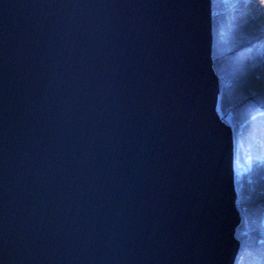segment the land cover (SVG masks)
Here are the masks:
<instances>
[{
	"label": "water",
	"instance_id": "water-1",
	"mask_svg": "<svg viewBox=\"0 0 264 264\" xmlns=\"http://www.w3.org/2000/svg\"><path fill=\"white\" fill-rule=\"evenodd\" d=\"M211 0H0V264H234Z\"/></svg>",
	"mask_w": 264,
	"mask_h": 264
},
{
	"label": "trees",
	"instance_id": "trees-1",
	"mask_svg": "<svg viewBox=\"0 0 264 264\" xmlns=\"http://www.w3.org/2000/svg\"><path fill=\"white\" fill-rule=\"evenodd\" d=\"M212 62L219 77L218 104L228 108L234 142L252 157L251 189L238 199L234 264H264V0H211ZM224 37V39H223ZM224 80H227L224 83Z\"/></svg>",
	"mask_w": 264,
	"mask_h": 264
},
{
	"label": "rangeland",
	"instance_id": "rangeland-1",
	"mask_svg": "<svg viewBox=\"0 0 264 264\" xmlns=\"http://www.w3.org/2000/svg\"><path fill=\"white\" fill-rule=\"evenodd\" d=\"M220 1L226 3L227 8H230L233 4L236 3V0H220ZM217 12H218V9H213L212 15L217 14ZM217 76H218V80H219V77L221 78L223 77L222 75L219 76L218 74ZM226 82L227 80H224V83ZM216 109L219 115L222 117V119L231 126L232 134H233V122L230 119V115L228 114V108L224 110L221 109V107L219 106L217 102ZM233 147H234V157H233L234 183H235V189H236V206L238 208L237 203H238V199H240L241 197V194L244 195V192H246V190L251 189V183L253 179V168H252V157L249 154L247 147L242 146L240 142L238 141L234 142V137H233ZM239 214H240V211H239ZM261 229H263L262 231H264V220L262 221Z\"/></svg>",
	"mask_w": 264,
	"mask_h": 264
}]
</instances>
